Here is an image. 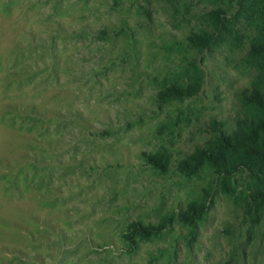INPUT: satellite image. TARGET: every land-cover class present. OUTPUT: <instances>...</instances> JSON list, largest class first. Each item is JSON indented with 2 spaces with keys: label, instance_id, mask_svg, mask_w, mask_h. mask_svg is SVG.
I'll return each instance as SVG.
<instances>
[{
  "label": "rangeland",
  "instance_id": "obj_1",
  "mask_svg": "<svg viewBox=\"0 0 264 264\" xmlns=\"http://www.w3.org/2000/svg\"><path fill=\"white\" fill-rule=\"evenodd\" d=\"M213 4L0 0V264H264L263 221L222 193L194 228L174 217L155 237L123 238L210 179L157 173L141 152L166 148L173 167L203 143L209 115L230 120L252 76L223 44L205 54L194 99L158 103L196 57L174 42Z\"/></svg>",
  "mask_w": 264,
  "mask_h": 264
},
{
  "label": "trees",
  "instance_id": "obj_2",
  "mask_svg": "<svg viewBox=\"0 0 264 264\" xmlns=\"http://www.w3.org/2000/svg\"><path fill=\"white\" fill-rule=\"evenodd\" d=\"M209 1L213 6L203 10L200 16L206 25L190 30L183 41L174 42L177 48L189 47L196 57L187 62V69L180 76H174L157 91L158 103L194 99L203 87L201 65H206L205 54L223 44L241 49L252 76L238 91L237 109L230 120L209 115L203 143L177 159L173 167L166 148L141 152L145 163L157 173L173 169L189 179L204 171L210 179L201 185L197 198L188 200L183 209L161 217L157 223L128 222L123 234L128 244L159 235L174 217L194 228L211 209L216 193L232 198L249 221L264 223V0ZM191 6L189 2L188 11ZM189 112L187 108L188 115H178L187 121ZM202 112L193 115L203 116ZM179 120L170 119L169 127L178 125Z\"/></svg>",
  "mask_w": 264,
  "mask_h": 264
}]
</instances>
